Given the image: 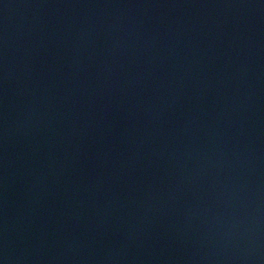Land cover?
<instances>
[{
	"label": "water",
	"instance_id": "obj_1",
	"mask_svg": "<svg viewBox=\"0 0 264 264\" xmlns=\"http://www.w3.org/2000/svg\"><path fill=\"white\" fill-rule=\"evenodd\" d=\"M0 264H264V0H0Z\"/></svg>",
	"mask_w": 264,
	"mask_h": 264
}]
</instances>
